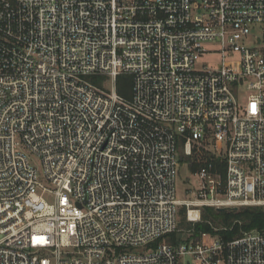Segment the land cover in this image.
I'll use <instances>...</instances> for the list:
<instances>
[{
    "label": "built area",
    "instance_id": "1",
    "mask_svg": "<svg viewBox=\"0 0 264 264\" xmlns=\"http://www.w3.org/2000/svg\"><path fill=\"white\" fill-rule=\"evenodd\" d=\"M205 207H264V0H0V264H264Z\"/></svg>",
    "mask_w": 264,
    "mask_h": 264
},
{
    "label": "trees",
    "instance_id": "2",
    "mask_svg": "<svg viewBox=\"0 0 264 264\" xmlns=\"http://www.w3.org/2000/svg\"><path fill=\"white\" fill-rule=\"evenodd\" d=\"M104 77L94 76L90 80L98 85L104 81ZM133 77L122 74L117 78V91L120 95L130 98L132 96ZM223 166V165H222ZM197 169V166L192 168ZM186 209L181 210V231L170 234L166 240L170 243H179L190 238L200 237L202 232L211 233L225 240H231L242 236L245 232L264 231V207H245L239 211L219 212L213 207H205L202 211L201 221L193 224L186 220ZM218 223H224L218 228ZM183 227V228H182Z\"/></svg>",
    "mask_w": 264,
    "mask_h": 264
},
{
    "label": "rangeland",
    "instance_id": "3",
    "mask_svg": "<svg viewBox=\"0 0 264 264\" xmlns=\"http://www.w3.org/2000/svg\"><path fill=\"white\" fill-rule=\"evenodd\" d=\"M236 58H237V56L234 57V59H236ZM221 63H222V57L220 54H214V55H209V56L206 55L202 59H200V65L206 64L208 67H211V68H217ZM242 88L243 89H241L238 93V98H239L240 103L244 104L248 100V97L252 93V91L247 90L244 87H242ZM34 162L36 163L37 168L40 169V162L37 159H34ZM188 176H190L189 169L183 165L181 167V173H180L178 180H177L179 197L183 198V199L187 198V196L185 195V187L187 188L190 186L185 181ZM181 219H182V217H180V221H181ZM223 225H225V224L224 223H218L217 226H218V228H222Z\"/></svg>",
    "mask_w": 264,
    "mask_h": 264
},
{
    "label": "water",
    "instance_id": "4",
    "mask_svg": "<svg viewBox=\"0 0 264 264\" xmlns=\"http://www.w3.org/2000/svg\"><path fill=\"white\" fill-rule=\"evenodd\" d=\"M216 210L219 212H225V211H238L239 209L235 207V208H217Z\"/></svg>",
    "mask_w": 264,
    "mask_h": 264
}]
</instances>
